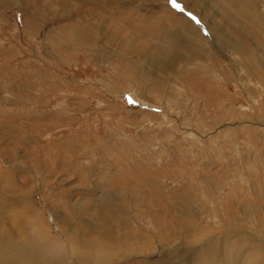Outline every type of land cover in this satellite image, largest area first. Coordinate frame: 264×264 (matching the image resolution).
Wrapping results in <instances>:
<instances>
[{
  "label": "rangeland",
  "instance_id": "obj_1",
  "mask_svg": "<svg viewBox=\"0 0 264 264\" xmlns=\"http://www.w3.org/2000/svg\"><path fill=\"white\" fill-rule=\"evenodd\" d=\"M177 3L0 0L16 253L91 264L109 237L100 264H264V0Z\"/></svg>",
  "mask_w": 264,
  "mask_h": 264
},
{
  "label": "bare ground",
  "instance_id": "obj_2",
  "mask_svg": "<svg viewBox=\"0 0 264 264\" xmlns=\"http://www.w3.org/2000/svg\"><path fill=\"white\" fill-rule=\"evenodd\" d=\"M117 13V12H116ZM120 13V12H119ZM123 15H124V13H123ZM141 23V22H140ZM159 34V33H158ZM161 35V34H160ZM182 44V43H181ZM160 64H163V60L162 61H160ZM158 66H160V67H163L162 65H158ZM100 205H102L101 203H100ZM103 205H104V208H105V206H106V201H104L103 202ZM100 209V208H99ZM109 224V223H108ZM24 229V228H23ZM0 238H3V237H0ZM74 241V240H73ZM111 240H109V237H108V240H105V241H101L100 240V245H99V243L97 244L96 242H94V245H93V247H94V250H93V252H91L90 251V255L93 257V259L91 260V264H100L101 262H103V261H106L107 260V258H106V250H105V252L104 253H102V251L101 250H103L102 249V247H106V249L108 248V245L111 243L110 242ZM8 241H7V239H4L3 238V240L1 239L0 240V253H3V256L1 257L0 256V259L3 261V262H11V263H13V261H15V264H58V262H57V259H54V258H41L40 257V255L39 256H37L35 253H27V251L25 250V252L24 251H18L17 250V248H16V251H17V253L15 252V245H13V243L10 241L9 243H7ZM6 243V244H5ZM130 245H128L127 246V248L126 249H129V248H132L133 246H135L136 245V243H129ZM4 245V246H3ZM80 245V244H79ZM86 246V245H85ZM87 248V247H86ZM86 248L84 249V247H83V249L84 250H86ZM88 249V248H87ZM123 250V249H122ZM34 252V251H33ZM88 252H89V249H88ZM9 253L11 254V256H10V259H8L7 257H8V255H9ZM5 254V255H4ZM8 254V255H7ZM14 254H23V258H17V259H15V256H14ZM99 254H101V255H103L102 257H98V255ZM5 256V257H4ZM46 257V256H45ZM62 260V259H61ZM136 261H138V259H136ZM159 263H162V262H160V261H158ZM233 262V261H232ZM59 264H62V263H59ZM133 264V263H132ZM134 264H136V263H134ZM144 264V263H143ZM149 264H151V263H149Z\"/></svg>",
  "mask_w": 264,
  "mask_h": 264
},
{
  "label": "snow or ice",
  "instance_id": "obj_3",
  "mask_svg": "<svg viewBox=\"0 0 264 264\" xmlns=\"http://www.w3.org/2000/svg\"><path fill=\"white\" fill-rule=\"evenodd\" d=\"M170 3L172 4L173 8L180 9L181 11L183 10L181 8V5L177 3V0H170ZM189 15L191 16L190 13H189ZM192 19L195 20L196 18L193 16ZM197 23H199V21H197Z\"/></svg>",
  "mask_w": 264,
  "mask_h": 264
}]
</instances>
